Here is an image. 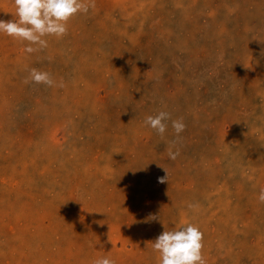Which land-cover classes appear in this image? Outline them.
Instances as JSON below:
<instances>
[{
  "label": "rangeland",
  "instance_id": "rangeland-1",
  "mask_svg": "<svg viewBox=\"0 0 264 264\" xmlns=\"http://www.w3.org/2000/svg\"><path fill=\"white\" fill-rule=\"evenodd\" d=\"M44 39L0 33V264H158L186 223L206 264H264V0H95Z\"/></svg>",
  "mask_w": 264,
  "mask_h": 264
},
{
  "label": "clouds",
  "instance_id": "clouds-1",
  "mask_svg": "<svg viewBox=\"0 0 264 264\" xmlns=\"http://www.w3.org/2000/svg\"><path fill=\"white\" fill-rule=\"evenodd\" d=\"M15 12L13 19H0V33L13 37L20 41H27L24 48L26 53L42 51L48 47L46 36L62 38L67 34L68 21L78 13H87L90 8H95V0H14ZM44 84L48 87L57 86L56 81L47 71L31 68L24 83ZM60 87L63 86L61 83ZM171 119L170 113L160 111L155 116L149 115L145 124L163 136L167 130L165 121ZM172 128L177 136L185 130L183 119L171 121ZM173 145L176 141L172 142ZM179 151L168 149V156L175 160ZM164 168V167H163ZM159 177L158 182L168 181V172ZM258 200L264 203V188L259 191ZM198 204H188V208L195 211ZM203 233L199 227L186 223L174 230L165 229L153 242V249L159 253L158 264H206L202 255ZM92 264H116L110 257L95 259Z\"/></svg>",
  "mask_w": 264,
  "mask_h": 264
},
{
  "label": "bare ground",
  "instance_id": "bare-ground-1",
  "mask_svg": "<svg viewBox=\"0 0 264 264\" xmlns=\"http://www.w3.org/2000/svg\"><path fill=\"white\" fill-rule=\"evenodd\" d=\"M224 26V25H223ZM239 92V91H238ZM142 95V94H141ZM195 150V149H194ZM161 154H162V152H161ZM178 162V161H177ZM177 169V168H176ZM222 200V199H221ZM238 207V206H237ZM93 236V235H92ZM94 238V237H93ZM121 238V237H120ZM124 239V238H123ZM94 249V248H93ZM89 252V251H88Z\"/></svg>",
  "mask_w": 264,
  "mask_h": 264
}]
</instances>
